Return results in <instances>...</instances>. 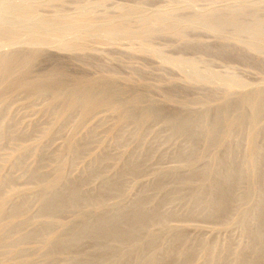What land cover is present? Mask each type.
<instances>
[{
    "label": "rangeland",
    "instance_id": "1",
    "mask_svg": "<svg viewBox=\"0 0 264 264\" xmlns=\"http://www.w3.org/2000/svg\"><path fill=\"white\" fill-rule=\"evenodd\" d=\"M83 80L116 88L112 97L132 117L110 101L69 108L68 98L54 96L80 91ZM258 92L264 0H0V264H67L56 256L62 247L76 255L74 264H264V233L257 242L250 235L264 212ZM252 103L263 105L259 113ZM184 115L192 137L163 120ZM206 119L217 140H207ZM194 156L187 166L183 159ZM232 164L249 179L233 184L223 214L214 217L196 197L206 187L178 185L179 177ZM247 188L252 195L244 200ZM77 189L85 194L75 208L48 222L49 205ZM139 204L171 229L151 224L156 236L137 238V256L113 242L100 249L107 243H93L92 230L73 244V232L88 224L119 218L127 225ZM88 206L94 212L83 213Z\"/></svg>",
    "mask_w": 264,
    "mask_h": 264
},
{
    "label": "bare ground",
    "instance_id": "2",
    "mask_svg": "<svg viewBox=\"0 0 264 264\" xmlns=\"http://www.w3.org/2000/svg\"><path fill=\"white\" fill-rule=\"evenodd\" d=\"M83 82H84V87L80 89L81 92L77 91V90L72 91L70 93H67V92H64V91H54L53 92L54 96L58 100L59 99L68 98L69 99V105H70L69 108H75L77 106H83V107H90V106H94V105L101 106V105H104L105 103H107L108 101H110V105H111L110 108L113 111L118 112L120 114L122 113L124 119L132 117L131 116V112H132L131 109L132 108L130 109L128 107V105H126V104H124V103L120 102L119 100L114 99L112 97L114 92L117 91L116 88L112 89V90H107L108 88L105 89L103 87L104 83L101 82L95 87V89H93V88H91V85H90L89 81L83 80L81 83H83ZM112 87H114V86H112ZM121 88H120V91H121ZM50 92H48V94ZM135 92L136 91H134L133 93H135ZM257 96H260L261 98L259 97L260 98L259 100L260 101L262 100L263 103H264V92H258ZM139 97H141V96L134 95L135 99H138ZM121 99H123V98H121ZM252 104H253L252 107L254 108L255 113H259L261 111L263 105H257V104H254V103H252ZM158 105H160V104H158ZM139 106H141V105H139ZM147 108H148V106H147ZM156 111H157V109H156ZM141 113H142V111H141ZM151 114H152V111L150 109V111L148 110L147 113L145 114L146 118L147 117L149 118ZM140 116H141V114H140ZM221 116H223V115L221 114ZM208 118H209V116H208ZM223 118H224V116H223ZM189 119L190 118H188L187 116L184 115L183 118L179 117V116H177V117H170L169 116V117H167V118H165L163 120H166L168 123L174 124L175 128L179 129L178 132H181V133L183 132L184 135H188V136L192 137L195 132L193 131L194 130L193 126L189 125L190 122H191V121H189ZM191 119H193V118H191ZM215 119H222V117L218 116ZM254 119H256V115H255ZM144 120L145 119H143V121ZM181 120H183V121L181 122ZM206 121H207V119L204 122V127L208 128V129H211V130H209L210 133L207 135V140L208 141L217 140V134H214V133H218L219 132V131H217V127H214L213 122H212L211 125L210 124L208 125L209 121H208V123ZM183 134H181V135H183ZM218 157L219 156H217L216 159L218 161H220L218 159ZM219 158H221V157H219ZM197 159H198V157H196V156H194L192 158L185 157L183 159V161H184L185 164H187V166H193L194 163L197 161ZM243 159H244V162H246L248 160V157H247V159L246 158H243ZM253 159L254 158L251 157L249 159V161H252ZM221 161H222L221 163L224 162V164L225 163L228 164V162H229L227 160H225V161L221 160ZM215 162L218 163L217 161H215ZM224 164H222V165L224 166ZM136 167L138 168L137 165H136ZM131 168L132 169H137V168H135L133 166H131ZM89 170H91V168ZM171 170H173V169H171ZM91 171H93V170H91ZM134 171L135 170H133V172ZM210 172H211V175H210ZM210 172H208L206 174L202 173L201 175L198 174V173H195L193 176H190V178H188L186 181L182 177L177 176V177H179L178 178L179 179V184L178 183H176V184L182 185L185 182V185H186V184H188L186 182H189V183L191 182L190 184H192V182H195V183H198V185H200L201 188L206 187V191L205 192H201V190H198V192H196V197H201L202 198V202L206 203V205L209 208V210H211V212L214 213L213 214V216H214L217 213H220V212H222L224 210H226V211L228 210V207H229V202L228 201L232 200V195L230 196V194H231V192L233 190V184L237 185V183L242 178L249 179L247 177V176H249V174L240 172V170L238 172H235V166H233V164L231 166H228L227 169H225L223 171H220L219 169H217L213 173H212V171H210ZM164 176H168V178H170L169 176H173V174L172 173H165ZM210 180H212L214 184H212L210 182ZM219 180H221V181H229V183H228L227 186L218 187L217 184H218ZM52 184H53V182L50 181L48 185L52 186ZM164 185H163V187L165 189V187L167 185H165V186ZM256 188L257 187H254L253 189L255 190ZM119 189H121V188L119 187L117 191H119ZM167 189H169V187ZM161 191H163L162 188H161ZM123 192H125V190H123ZM163 192H167V190L166 191L164 190ZM84 194L85 193L83 191H81V189H79V190L77 189V190H74V191L71 192V197H70L69 201L64 202V203H60V204H50L49 208L52 209L54 212L47 218L48 222H53L54 221L55 223H57L56 220L58 219V216H56V215H58V213H60V212H69V211L73 210L75 208V205H76L77 201L80 200L81 197H83ZM123 194L124 193H122L121 195H123ZM251 195H252V188H247V189L244 190V192L240 196L243 197V199L245 200V199L250 198ZM88 202L89 201H87L86 203H88ZM84 206H86V204ZM92 211H93V208H91L90 206H88V208L86 210L82 209L83 213H85V212H89L90 213ZM220 214H223V212L220 213ZM258 216H259V219L262 218L260 229H259V231H257V230L256 231H251V233H250V235L252 236L251 239L253 241H255V242H257L260 239V235L264 233V212L261 210L260 213L258 212ZM115 220H116V222H121V223L118 226H115L114 223H113ZM127 221H128L127 225H122L124 223V220L121 221V219H119V218L118 219H116V218L112 219L110 222L109 221H98L97 223L88 224L85 227H83L81 230L79 229V230L73 232V234H72L73 244L76 245L77 243H79L82 240L86 239L88 237V235H87L88 232H90V230H92L93 235L91 236V240H92L93 243H95V244L107 243V245L99 247L100 249H108V248H110L108 246V244L110 242H113L115 244L114 250L124 246V247H127V249H128L130 254H135L137 256V251H138V249H139V247L141 245V242H142L141 240L139 241L137 238L141 234L143 235V237L146 240L150 239V238H154L156 236V234L154 232H152L151 229L149 228L151 224L155 223L156 226L158 225L159 230H170L171 229V227H169L168 223L162 217H157L155 215L148 214L145 211V208L142 205H140V204L137 205V207L135 208L133 214L128 216ZM231 223H232V221H231ZM244 228L247 229V230L250 229L249 225L246 222H244ZM58 240L59 239H57L56 241H58ZM202 241L200 242V244H202ZM206 244H208V243L206 242ZM258 244L260 245V247L261 246L264 247V243H263V245H262V243H258ZM204 245H205V243H204ZM257 248L260 249L259 247H257ZM259 252H261V251H259ZM253 254L258 256L259 253L257 252V254L256 253H253ZM56 256L59 259H63L65 261H68L67 264H74L77 261L76 255H70L69 252L64 247H62L61 249L58 250ZM151 256L152 255L148 256V261H150V262H152V257ZM254 257L256 258V256H254ZM259 260L257 262H261V260L260 261ZM247 262H249V261H247Z\"/></svg>",
    "mask_w": 264,
    "mask_h": 264
}]
</instances>
